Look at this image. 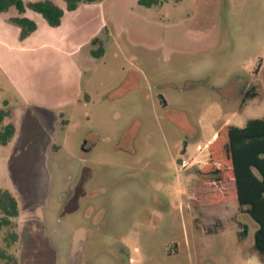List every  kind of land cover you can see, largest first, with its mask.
I'll use <instances>...</instances> for the list:
<instances>
[{"label":"rangeland","instance_id":"obj_1","mask_svg":"<svg viewBox=\"0 0 264 264\" xmlns=\"http://www.w3.org/2000/svg\"><path fill=\"white\" fill-rule=\"evenodd\" d=\"M51 1L61 25L27 9L38 29L25 40L17 10L0 13V109L16 126L0 189L20 210L0 252L13 264H264L234 180L205 171L223 126L264 117V0Z\"/></svg>","mask_w":264,"mask_h":264},{"label":"trees","instance_id":"obj_2","mask_svg":"<svg viewBox=\"0 0 264 264\" xmlns=\"http://www.w3.org/2000/svg\"><path fill=\"white\" fill-rule=\"evenodd\" d=\"M68 11H75L80 3L92 4L103 0H64ZM140 5L153 7L161 4L160 0H138ZM14 7L19 16L12 17L10 22L20 27L21 40L31 36L37 29V23L23 16L27 9L40 14L50 27H59L64 17V10L51 0L26 3L24 0H0V13ZM94 57L104 55L100 38L91 41ZM247 91L245 94H248ZM253 96V95H252ZM8 107V102H4ZM11 110L0 109V145L7 146L16 134V126L12 122L4 123L10 117ZM209 167L205 171L212 174L215 180L230 177L236 186V198L239 209L244 211L256 224L254 233V249L264 258V117L249 119L243 127L227 124L218 132L211 143ZM20 210L16 197L8 189H0V232L8 230L5 238L7 247L18 240L16 231ZM243 236L246 232L243 231ZM0 257L7 264L16 263L14 257L0 252Z\"/></svg>","mask_w":264,"mask_h":264},{"label":"crops","instance_id":"obj_3","mask_svg":"<svg viewBox=\"0 0 264 264\" xmlns=\"http://www.w3.org/2000/svg\"><path fill=\"white\" fill-rule=\"evenodd\" d=\"M31 19V18H30ZM27 39V38H26ZM251 219V218H250ZM252 220V219H251ZM252 222L254 223V229H253V231L251 232V245H252V247L254 248V233H255V231H256V228H257V224L252 220Z\"/></svg>","mask_w":264,"mask_h":264}]
</instances>
